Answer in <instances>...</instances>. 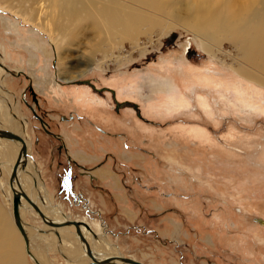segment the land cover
<instances>
[{"label":"rangeland","instance_id":"374dc122","mask_svg":"<svg viewBox=\"0 0 264 264\" xmlns=\"http://www.w3.org/2000/svg\"><path fill=\"white\" fill-rule=\"evenodd\" d=\"M88 1L138 16L141 30L132 40L86 32L98 20L85 9L69 40L62 0H0V114L20 128L51 204L67 220L97 225L119 254L143 264H264V67L247 61L239 71L230 37L210 53L195 32L156 24L147 3ZM260 9L253 0L235 12L245 43L262 40L255 28L264 19L251 22ZM56 45L70 76L58 71ZM189 48L201 57H187ZM75 128L100 155L95 165L117 175L123 195L105 184H113L109 176L69 163L57 134ZM5 170L0 162V223L12 231ZM22 210L25 225L38 230L27 238L28 253L22 242L18 264H39L35 254L47 264L78 263L79 239L58 240L50 232L59 227L30 205Z\"/></svg>","mask_w":264,"mask_h":264},{"label":"bare ground","instance_id":"6f19581e","mask_svg":"<svg viewBox=\"0 0 264 264\" xmlns=\"http://www.w3.org/2000/svg\"><path fill=\"white\" fill-rule=\"evenodd\" d=\"M133 1L136 3L138 1L141 4H149L152 7L153 12H157L159 20L156 21V24H159V26L166 27L170 25H180L187 30L195 32L206 43V48L212 46L208 51L210 53L214 51L213 47H216V41H218L219 39L230 37L231 41L234 42L235 47H238V51L240 53V63L237 64V68L239 71L244 72L242 71V66L246 64L247 61L264 67V22L258 24V26L255 28V30L257 31L255 36L260 35V38L262 40L260 42H253L251 44H248L244 42L241 36V32L244 28L243 23L241 22L238 24V21L240 19H236L235 15L237 9H239V11L246 9L248 7V4L253 0H188L186 2H183L184 0H156L157 2H154L153 0ZM62 2L63 3L60 8V14L62 15L63 13H65V11H69V17L66 19V24L64 25L63 29V31H65V36L67 35V39L69 40L76 37L78 29L81 28V24H77L75 22V17L78 15L80 10L88 9L89 14H93L94 17L98 20L97 23L92 22V25H95V29L89 28V31H86L89 33H97V35L101 33L105 36H117L120 40H132L134 36L141 30L143 25L142 22L139 21V17L136 15H125L116 9L108 8V6L96 7L95 4H92L88 0H62ZM258 2L261 6V9L259 11H255V14L251 17V22L264 19V0H258ZM205 34L207 35L208 40L205 38V36H203ZM38 37L34 36V39ZM51 39L52 41L56 42V37L53 33L51 34ZM55 48L56 51H58V54L56 53L58 71L61 70L62 73H67L68 76H70L69 70L64 67L63 62L58 58L59 47L56 45ZM48 57L49 54L46 58ZM89 64L90 63H85V67H88ZM81 72L83 71L76 73ZM66 78L71 79L72 77ZM5 119L6 118L3 119L0 114V128L10 130L20 135V128H11L6 124ZM5 139L6 138L0 137V143L4 142ZM7 141L10 143V145L7 144L6 149H4L3 152L0 151V162L4 167H6L5 171L8 173L9 177L12 164L14 163L18 150L20 148V143L18 141H10L9 139H7ZM29 155L30 152L29 148L27 147V157L24 159V162H21L19 164L15 179L12 183V188L10 187V185H8L10 187L9 190L12 191V194L14 192H20L19 215L21 226L24 231V236L28 238L30 234L32 235L38 230L34 229L35 227L28 228V225H25L26 223L24 221V210L22 209H27L29 205L34 209L33 205L31 204L32 202L39 208V210L43 214L44 217L42 218V220L44 221V223H46L47 225H49V223H54L55 225L53 226L49 225V227L52 226V228L59 227L58 229H60V231H56L53 229V231L50 232L54 233L53 235H55L58 240H61L62 238L65 239L68 236H71L69 240H71V242L75 244L74 240L77 241L79 239L85 251L77 247L78 250H76V257H78L79 260L76 264H90V261L88 262L87 258H85L87 257L86 254L88 255V258L93 261L92 264H131L128 262H124L121 258H117L123 257L121 256V254L116 255L119 254L118 248L115 245L113 246L103 235L99 236L98 239V235L84 221L72 220L78 223L77 227L73 225L75 227L76 233L72 232L68 225H63V223L69 220L64 218L63 213H61V211L57 207H54L51 204L49 196L42 188L44 186L41 185L36 171L32 168L33 162L30 157L31 155ZM98 173L101 177L110 176L114 185L118 187L119 180L113 173L107 170L103 171V168L99 170ZM26 174L31 175V182L28 178L26 179ZM7 192L8 191L6 190V193ZM38 198L42 200H39ZM11 219L14 223L12 211ZM0 224H3L5 226L2 229L0 228V264H18L19 260H21V248L23 247L24 252L25 248L26 253L29 252V248H27L26 246L25 239L16 225L15 226L17 230H14L19 232L16 234L17 238H15L13 234L14 230L9 231L7 229V223L4 219ZM21 236L23 238V241ZM56 240L57 239H54L52 241L55 245V248H57L61 251L62 254H64L62 252V244H57L58 242ZM18 242H20L19 245ZM22 242L24 243L25 248ZM35 256L39 258V264H47V262L37 254H35ZM110 257L112 258V260L109 262H105V259ZM38 258L36 259L38 260Z\"/></svg>","mask_w":264,"mask_h":264},{"label":"crops","instance_id":"0c3cea01","mask_svg":"<svg viewBox=\"0 0 264 264\" xmlns=\"http://www.w3.org/2000/svg\"><path fill=\"white\" fill-rule=\"evenodd\" d=\"M82 133L83 132L80 129L75 128L74 130L63 131L57 134L59 135V137L58 136L57 137L61 139L63 151L65 152V155L69 160V163L70 162L74 163V165L77 166L78 169H80L84 165H89L91 169H93L92 175L96 176L98 179L101 180V177H99L96 174V171L100 170L103 166L98 167L97 165H95V163L100 159V155L96 153L95 150H93L94 145L92 143H91L92 146L90 148L84 145L85 141ZM85 156H87V159L85 158ZM105 184L109 185L110 187H113V189L115 190V194H117V192H120V195H123L121 193V190H118L116 187H115L116 189L114 188V183L111 184L110 180H107V183ZM69 187L71 189H69ZM66 189H67V193H71L70 190L74 192L73 185L71 184L70 186V183L66 186ZM120 198L118 197L117 199L121 201L120 207L123 209L126 207V203H124L126 201H124L122 197ZM98 211L101 210L99 209ZM131 211L134 213L133 209H131Z\"/></svg>","mask_w":264,"mask_h":264},{"label":"water","instance_id":"95a60500","mask_svg":"<svg viewBox=\"0 0 264 264\" xmlns=\"http://www.w3.org/2000/svg\"><path fill=\"white\" fill-rule=\"evenodd\" d=\"M173 37H174V34L169 35L166 42L169 43V41H171L173 39ZM186 56L192 57L193 59H199L201 57V53L195 51L192 48H189L186 52ZM0 137L6 138L9 140H13V141H18L20 143V148L18 150L16 159H15L14 163L12 164L11 172H10L9 178H8L9 185L12 188V183H13V180L15 179L19 164L21 162H24V159L27 157V146H26L25 140L23 139V137L21 135L14 133L10 130L0 128ZM19 203H20V192H14L13 193V200H12V217H13L15 225L21 231V234L24 237L26 246L28 248V241H27V238L24 236V231H23L22 226H21L20 215H19ZM31 204L33 205L34 209L38 212V214L41 216V218H43L44 216L41 213V211L39 210V208L34 203L31 202ZM66 223L72 224L75 227H77V225H78V223L76 221H72V220L66 221L65 223H63V225ZM49 224L55 225L54 223H49ZM117 258H121L124 262H128L131 264H143L139 260L129 258V257H117ZM111 259H112L111 257L107 258V259H105V262H109V261H111Z\"/></svg>","mask_w":264,"mask_h":264},{"label":"flooded vegetation","instance_id":"af4514ba","mask_svg":"<svg viewBox=\"0 0 264 264\" xmlns=\"http://www.w3.org/2000/svg\"><path fill=\"white\" fill-rule=\"evenodd\" d=\"M188 47H190V46H188ZM186 52V51H185ZM27 133V132H26ZM28 137V136H27ZM102 169V168H101ZM100 169V170H101ZM99 171V170H98ZM98 171H97V174L99 175V173H98ZM116 175V174H115ZM117 176V175H116ZM105 177H107V176H105ZM110 177V176H109ZM118 180H119V178H118ZM113 183V182H112ZM77 221H84L85 223H87L89 226H90V228L98 235V239H99V236H101V235H103L104 237H106L103 233H102V230H101V228L99 229V227L97 226V225H95L96 227H93V223H91V222H89L88 220H84V218L82 219V220H77ZM83 228V227H82ZM88 238H89V236H88ZM116 255H120V254H116ZM122 256V255H121Z\"/></svg>","mask_w":264,"mask_h":264}]
</instances>
